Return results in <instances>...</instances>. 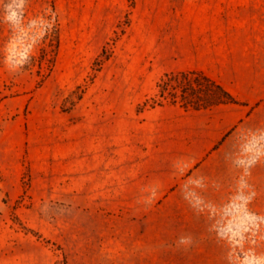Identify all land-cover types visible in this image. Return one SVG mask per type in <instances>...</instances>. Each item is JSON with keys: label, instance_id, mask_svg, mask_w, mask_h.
Returning <instances> with one entry per match:
<instances>
[{"label": "rangeland", "instance_id": "1", "mask_svg": "<svg viewBox=\"0 0 264 264\" xmlns=\"http://www.w3.org/2000/svg\"><path fill=\"white\" fill-rule=\"evenodd\" d=\"M225 1L0 0V264H264V96L197 157L214 97L181 76L264 56V0L246 53ZM142 188L199 230L137 231Z\"/></svg>", "mask_w": 264, "mask_h": 264}, {"label": "crops", "instance_id": "2", "mask_svg": "<svg viewBox=\"0 0 264 264\" xmlns=\"http://www.w3.org/2000/svg\"><path fill=\"white\" fill-rule=\"evenodd\" d=\"M227 8V13H230V9L233 8L237 13V30L239 35L243 34V45L241 47L247 48L258 47L260 42L256 38V32L260 24L259 16L262 10V0H237L236 4L232 7L230 2H224L223 4ZM240 41V40H239ZM234 50L227 51V56L220 60L215 61L213 59L205 58L203 61H198L190 71L203 73L206 77L212 79L219 84L226 92H228L238 104H219L206 109L205 111H212L213 115L211 119L202 121L199 124L198 142L203 145L201 153L197 157H201L203 154L212 150L220 141L223 140L229 126L232 123L239 120H248L251 117L250 107L255 101H259L264 96V56L258 55H243V61L240 63L236 57ZM241 64V68L244 71V80L241 82H235L231 84L233 73L237 71ZM220 73L221 81L214 80L218 78ZM236 87V88H233ZM238 88V89H237ZM259 94V95H258ZM253 95H257V99H254ZM238 106L239 110H235L232 107ZM196 111L195 113H202ZM203 140V142L201 141ZM224 146V145H223ZM213 152V150H212ZM216 175V174H214ZM223 181L226 180L224 173L218 174ZM214 184V183H213ZM215 185V184H214ZM7 188L0 183V202L5 195ZM148 188H142L140 192L141 197H133L125 200V206L131 208H139L129 210V215L134 219H137V231L140 232H157L158 237L161 233V237L165 236L167 227L165 221L173 218L175 223L174 228L180 229L181 232H191L193 230H199L194 223V218L200 220V215L197 211H194L192 207L196 206L194 200H188L183 198H155L151 199L144 194L148 192ZM141 221V222H140ZM142 234V238H143ZM155 236V234H154ZM182 237V236H181Z\"/></svg>", "mask_w": 264, "mask_h": 264}, {"label": "trees", "instance_id": "3", "mask_svg": "<svg viewBox=\"0 0 264 264\" xmlns=\"http://www.w3.org/2000/svg\"><path fill=\"white\" fill-rule=\"evenodd\" d=\"M188 75L194 76L195 79L198 80V83L199 81L204 82L206 86H208L207 92H209L210 95H213L214 99L210 103L205 105V108L219 104L237 103L236 100L228 92H226L219 84H217L212 79L204 76L202 73L193 71L186 74H182L181 76H188ZM197 85L200 86V84ZM198 108L197 106H193V109H198Z\"/></svg>", "mask_w": 264, "mask_h": 264}]
</instances>
